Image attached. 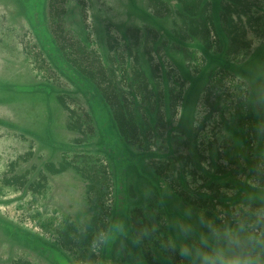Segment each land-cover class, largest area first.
I'll return each mask as SVG.
<instances>
[{
	"label": "rangeland",
	"instance_id": "1",
	"mask_svg": "<svg viewBox=\"0 0 264 264\" xmlns=\"http://www.w3.org/2000/svg\"><path fill=\"white\" fill-rule=\"evenodd\" d=\"M81 73L112 104L136 81L149 126L115 140ZM261 90L264 0H0V264H185L157 238L90 242L226 207L264 152Z\"/></svg>",
	"mask_w": 264,
	"mask_h": 264
},
{
	"label": "clouds",
	"instance_id": "2",
	"mask_svg": "<svg viewBox=\"0 0 264 264\" xmlns=\"http://www.w3.org/2000/svg\"><path fill=\"white\" fill-rule=\"evenodd\" d=\"M244 99L260 105L264 90L254 100ZM258 132L264 134V129ZM240 182L243 188L228 190L229 203L212 217L206 210L178 205L177 216L164 218L170 230L166 238L156 236L158 224L130 228L124 221L114 220L95 233L90 247L98 253L119 237L123 238L121 246H126L131 232L135 246L157 238L163 251L178 253L185 264H264V152L254 155Z\"/></svg>",
	"mask_w": 264,
	"mask_h": 264
},
{
	"label": "trees",
	"instance_id": "3",
	"mask_svg": "<svg viewBox=\"0 0 264 264\" xmlns=\"http://www.w3.org/2000/svg\"><path fill=\"white\" fill-rule=\"evenodd\" d=\"M209 4L210 3L206 2L204 4V6L200 8V10L203 11L206 8V6H209ZM182 16H184V15L181 14V17ZM36 20H37V18H36ZM37 22H38V20H37ZM182 22H184V21H182ZM208 23H210V27L215 28L213 17L208 18ZM34 29L36 30L35 27L33 28V30ZM37 32H38V30H37ZM52 42H54V39H52ZM67 65H68V63H67ZM87 77L86 76L83 77V74H82V78L84 80H86L85 82L88 83L89 87L93 91V94L95 96H97V99L100 101L101 104L104 105V108H106L107 111L109 112V116H111L112 120H111L109 129L111 130V133L115 136V138H116L115 140H117L119 143L134 141L136 139L135 134H137L139 131L140 132L143 131L146 126H149L147 123H144L143 125H141V123L136 118L135 106L137 105V103L139 101L137 91H136V81H134V80L128 81L129 86L132 87V92H125L126 95L128 94V98L125 97V95H124V97H120L119 99H116L115 103L112 104L109 98H106V97L104 98V94L102 91H100L99 87L95 86L96 84L94 83V79L92 78L91 80H88ZM118 85H120V84H118ZM123 90H124V88H123ZM82 94L85 96V98H87L88 95H86L85 92H82ZM87 101H88V98H87ZM158 102H160V99H158ZM96 122L99 126L100 124L98 123L97 119H96ZM126 125H128V127H124ZM147 128H152V127H147ZM128 130H130V131H128ZM132 136H134V138H132ZM131 139H133V140H131ZM132 160H134V159H132ZM138 165H139V162H138ZM122 173L124 174L123 171H122ZM159 193H161V192H159ZM158 195H159L158 198L160 199L161 210L163 212H165V214H167V216H169L168 211H169L170 206H169L168 201L164 198V196H162L160 194H158ZM171 214H173V213H171ZM134 258H135V256H134ZM171 264H176V263H174L172 261Z\"/></svg>",
	"mask_w": 264,
	"mask_h": 264
}]
</instances>
